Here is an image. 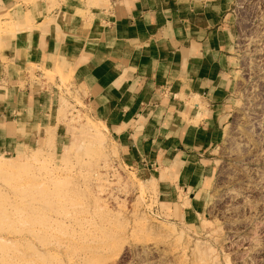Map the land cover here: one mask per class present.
<instances>
[{"label":"crops","instance_id":"0c3cea01","mask_svg":"<svg viewBox=\"0 0 264 264\" xmlns=\"http://www.w3.org/2000/svg\"><path fill=\"white\" fill-rule=\"evenodd\" d=\"M229 0H0V153L65 136L62 75L173 219L205 212L234 56ZM8 23L13 26L8 30Z\"/></svg>","mask_w":264,"mask_h":264},{"label":"rangeland","instance_id":"374dc122","mask_svg":"<svg viewBox=\"0 0 264 264\" xmlns=\"http://www.w3.org/2000/svg\"><path fill=\"white\" fill-rule=\"evenodd\" d=\"M229 2L228 118L199 221L173 219L76 90L46 71L65 136L0 153V264H264V0Z\"/></svg>","mask_w":264,"mask_h":264},{"label":"bare ground","instance_id":"6f19581e","mask_svg":"<svg viewBox=\"0 0 264 264\" xmlns=\"http://www.w3.org/2000/svg\"><path fill=\"white\" fill-rule=\"evenodd\" d=\"M4 161H5V160H4ZM3 164H4V163H2L1 160H0V166L3 165Z\"/></svg>","mask_w":264,"mask_h":264}]
</instances>
